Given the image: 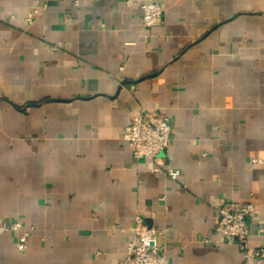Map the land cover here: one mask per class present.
<instances>
[{
	"label": "crops",
	"instance_id": "crops-1",
	"mask_svg": "<svg viewBox=\"0 0 264 264\" xmlns=\"http://www.w3.org/2000/svg\"><path fill=\"white\" fill-rule=\"evenodd\" d=\"M132 1L0 0V224L35 229L24 252L1 237L0 264H120L137 215L170 264H240L214 230L224 203L255 205L264 248V0ZM151 111L177 180L124 139Z\"/></svg>",
	"mask_w": 264,
	"mask_h": 264
},
{
	"label": "built area",
	"instance_id": "built-area-1",
	"mask_svg": "<svg viewBox=\"0 0 264 264\" xmlns=\"http://www.w3.org/2000/svg\"><path fill=\"white\" fill-rule=\"evenodd\" d=\"M126 4L131 7L133 1L126 0ZM139 8L144 27L152 28L164 24V11L158 2L144 1ZM170 137V119L158 111L132 114L124 131V139L131 147L134 159H147L154 163V172L163 171L177 180L181 172L160 162L161 154L169 146ZM255 215L256 208L253 203H224L217 209L214 230L220 235V243L238 245L244 255L240 264H264V248L249 249L250 222ZM34 231V227L27 228L20 220L3 223L0 224V239L7 234L16 235V247L18 251L24 252ZM134 233V238L128 243L126 256L120 264H170L167 254L168 233L163 232L162 241L159 242L157 230L147 225L141 215L135 218Z\"/></svg>",
	"mask_w": 264,
	"mask_h": 264
},
{
	"label": "trees",
	"instance_id": "trees-1",
	"mask_svg": "<svg viewBox=\"0 0 264 264\" xmlns=\"http://www.w3.org/2000/svg\"><path fill=\"white\" fill-rule=\"evenodd\" d=\"M11 222H13V221H11Z\"/></svg>",
	"mask_w": 264,
	"mask_h": 264
}]
</instances>
